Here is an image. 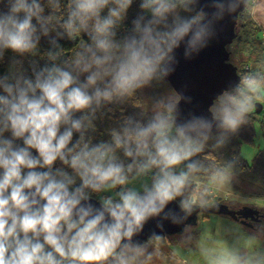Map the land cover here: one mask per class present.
I'll list each match as a JSON object with an SVG mask.
<instances>
[{
    "label": "clouds",
    "instance_id": "1",
    "mask_svg": "<svg viewBox=\"0 0 264 264\" xmlns=\"http://www.w3.org/2000/svg\"><path fill=\"white\" fill-rule=\"evenodd\" d=\"M249 6L264 23V0H0V61L13 54L0 75V264H148L163 237L137 239L150 221L163 233L209 208L197 177H232L202 154L248 122L264 68L238 75L207 114L183 115L190 97L153 95L147 112L133 106L103 132L98 122L169 77L177 49L199 55ZM81 35L66 57L61 41ZM225 231L220 264H264V246L249 247L264 224Z\"/></svg>",
    "mask_w": 264,
    "mask_h": 264
},
{
    "label": "trees",
    "instance_id": "2",
    "mask_svg": "<svg viewBox=\"0 0 264 264\" xmlns=\"http://www.w3.org/2000/svg\"><path fill=\"white\" fill-rule=\"evenodd\" d=\"M135 7L136 6L134 5L130 15L134 14ZM251 12L252 7L249 6L247 11L242 12L239 15L237 39L228 47V50L231 52V62L238 67L239 75L244 74L248 70L264 68L263 30L260 25L254 21ZM121 27L123 30L125 26L122 25ZM85 40L86 37L81 35L77 38L74 44L67 41H61L62 45L65 47V56H73L80 43ZM47 48V40H42L41 51L43 52ZM12 57L13 54L9 51L5 54V59L0 61V75H3L8 71ZM40 63L43 64V61H40ZM25 67H27V62L25 63ZM246 67H249V69L247 70ZM262 87L264 88V86ZM153 95L178 97L169 83L164 80L153 88L146 90L145 93L141 94L139 97L130 98L122 108L118 106L115 111L110 114L111 119L106 118L103 122H98L99 131L103 132L104 129L110 127L113 120L121 115V112H133L135 110L133 106L139 107L147 112ZM259 99L260 97L256 100V103L260 102ZM256 115L258 114L256 113V108L254 106L248 113V122L241 126L238 132L230 137L229 141L223 148H207L202 155L216 168L222 169L227 175L232 177L230 185L234 192L246 197L262 198L264 197V148L258 151L252 162H248L241 154V145L243 141L253 143L255 136L254 121ZM227 163H231L233 167H225ZM213 177L216 176L205 175L198 178H200L202 183L205 184L208 181L207 178L211 180ZM221 200L222 199L218 201ZM220 204H224L230 209L238 208V205L232 203L229 204V202H224V200ZM175 236L176 235L167 236L156 240H163L164 238H170L172 240L175 239ZM176 244H178V242L172 240V245L175 246Z\"/></svg>",
    "mask_w": 264,
    "mask_h": 264
},
{
    "label": "water",
    "instance_id": "3",
    "mask_svg": "<svg viewBox=\"0 0 264 264\" xmlns=\"http://www.w3.org/2000/svg\"><path fill=\"white\" fill-rule=\"evenodd\" d=\"M206 2L207 0H201L202 4ZM239 15L236 20L225 18L218 26V37L210 42L209 46L202 50L199 55L186 60L183 55V46L176 50L178 63L175 71L165 81L169 83L178 97L181 94L191 98V103H185L183 100L180 102L179 108L183 115H187L189 112L197 115L207 114V109L214 98L232 83L238 82V67L231 62V52L228 47L237 39ZM255 108L256 113L260 114L263 105L257 102ZM170 207L175 208V204L170 205ZM199 211L198 209L196 212ZM248 211H252V214H246ZM196 212L192 214L193 218L189 216L182 225L174 226L165 223L163 233H160V230L156 228L155 221H150L137 239L146 240L153 231L163 235V237L182 234L189 225L198 224ZM202 212L212 215H228L233 220L241 221L242 224L248 226L252 225L248 222L249 219L254 222L260 221L259 218L253 217L254 212L258 214L256 213L258 211L254 209L246 208L237 212L224 204L215 205L210 210Z\"/></svg>",
    "mask_w": 264,
    "mask_h": 264
},
{
    "label": "rangeland",
    "instance_id": "4",
    "mask_svg": "<svg viewBox=\"0 0 264 264\" xmlns=\"http://www.w3.org/2000/svg\"><path fill=\"white\" fill-rule=\"evenodd\" d=\"M259 101L263 105V111L255 116V136L253 143L243 141L241 145V154L248 162H252L258 151L264 148L263 87L260 89ZM207 180L208 181L203 184L202 180L197 177L196 183L199 187H206L209 190L208 204L216 203L219 199H222L221 202L224 200V202H229V204L232 203L238 205L240 210L246 208L260 210L264 216V197L251 198L234 192L231 188L230 182H224L219 179L218 176L213 177L211 180L207 178ZM226 227L234 228L240 235L254 231L253 228L245 226L239 221L233 220L228 215H211L207 217L200 215L197 225H189L182 234L175 236L176 240L172 239L175 242H178L175 246L172 245V240L170 238H164L163 240L153 239L150 242L151 250L156 252V256L152 261H149L148 264H168L169 262H174L176 260H179L178 264H182V261H188L189 264L192 261L195 264H220L221 260L229 259L227 256L228 246L225 241L229 243L233 241V236L225 231ZM262 246H264V240L262 239L249 243L250 248ZM182 248H188L193 251L191 261L188 257L183 256V253H180ZM169 250L173 253L172 255L167 254ZM172 257L175 259L171 261V259H173Z\"/></svg>",
    "mask_w": 264,
    "mask_h": 264
},
{
    "label": "crops",
    "instance_id": "5",
    "mask_svg": "<svg viewBox=\"0 0 264 264\" xmlns=\"http://www.w3.org/2000/svg\"><path fill=\"white\" fill-rule=\"evenodd\" d=\"M255 9L254 8H252V17H253V19H254V21H256L259 25H260V27L262 28V30H263V33H262V36H263V38H264V23H261L258 19H257V17L254 15V13H255ZM254 210H256L257 211V209H254ZM259 211V210H258ZM262 213V212H261ZM260 219V221H257V222H255V223H251L249 220H248V222H250V224H252L251 226H248V225H245V226H248V227H250V228H253L254 230H255V228H256V226L257 225H259V224H263V219H264V216H263V214H262V216L259 218ZM207 223H209V222H207ZM262 240H264V238H261ZM180 253H183V256H186V257H188L189 258V260L191 261V256L193 255V251L192 250H190V249H188V248H182V250L180 251ZM167 254L168 255H172L173 253H171L170 252V250L167 252ZM176 255H177V253H176ZM174 257H176V256H174ZM173 258V257H172ZM175 258H173V259H171V261L172 260H174ZM178 261L179 260H176V261H174V262H169L168 264H178ZM182 264H189V262L188 261H182ZM190 264H195L193 261L190 263ZM197 264V263H196Z\"/></svg>",
    "mask_w": 264,
    "mask_h": 264
},
{
    "label": "flooded vegetation",
    "instance_id": "6",
    "mask_svg": "<svg viewBox=\"0 0 264 264\" xmlns=\"http://www.w3.org/2000/svg\"><path fill=\"white\" fill-rule=\"evenodd\" d=\"M220 200V199H219ZM221 203V201H217L216 203H213V204H209V208L208 209H206V210H210L213 206H215V205H218V204H220ZM231 210H233V211H237V212H239V211H243V210H240V208H237V209H231ZM256 211V210H255ZM256 213H258V214H255V212L253 213V217L254 218H260L261 216H262V213L259 211V212H256ZM196 214L198 215V221H199V216L201 215V216H204V217H207V216H211L212 214H205V213H203L202 211H199V212H196ZM246 214H252V211H248ZM214 215V214H213ZM191 217L193 218L194 216L193 215H191ZM240 220V219H239ZM250 220V222L251 223H255L254 221H251V219H249ZM239 222H241V221H239Z\"/></svg>",
    "mask_w": 264,
    "mask_h": 264
},
{
    "label": "built area",
    "instance_id": "7",
    "mask_svg": "<svg viewBox=\"0 0 264 264\" xmlns=\"http://www.w3.org/2000/svg\"><path fill=\"white\" fill-rule=\"evenodd\" d=\"M246 69L248 70V69H249V67H246Z\"/></svg>",
    "mask_w": 264,
    "mask_h": 264
},
{
    "label": "bare ground",
    "instance_id": "8",
    "mask_svg": "<svg viewBox=\"0 0 264 264\" xmlns=\"http://www.w3.org/2000/svg\"><path fill=\"white\" fill-rule=\"evenodd\" d=\"M238 23H239V20H238ZM237 27H238V25H237Z\"/></svg>",
    "mask_w": 264,
    "mask_h": 264
}]
</instances>
